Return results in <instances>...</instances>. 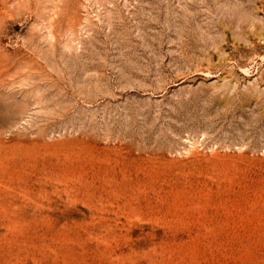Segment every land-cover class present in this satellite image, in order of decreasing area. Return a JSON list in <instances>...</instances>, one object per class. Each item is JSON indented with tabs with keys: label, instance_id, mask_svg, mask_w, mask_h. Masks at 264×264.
Instances as JSON below:
<instances>
[{
	"label": "rangeland",
	"instance_id": "1",
	"mask_svg": "<svg viewBox=\"0 0 264 264\" xmlns=\"http://www.w3.org/2000/svg\"><path fill=\"white\" fill-rule=\"evenodd\" d=\"M0 264H264V0H0Z\"/></svg>",
	"mask_w": 264,
	"mask_h": 264
}]
</instances>
